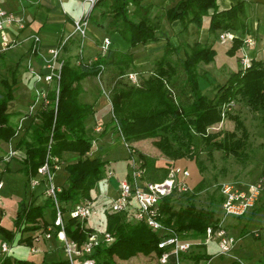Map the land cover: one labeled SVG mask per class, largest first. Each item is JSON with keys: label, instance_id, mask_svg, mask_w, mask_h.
<instances>
[{"label": "trees", "instance_id": "trees-1", "mask_svg": "<svg viewBox=\"0 0 264 264\" xmlns=\"http://www.w3.org/2000/svg\"><path fill=\"white\" fill-rule=\"evenodd\" d=\"M134 8L131 9V5ZM150 5L141 0H96L87 14V19L105 28L108 32H118L130 49L122 51L109 48L107 53L91 62L72 63L68 58L62 60L58 83L47 90L48 103H41L35 111L34 119L22 136L17 146L22 150L21 171L25 174V188L31 191L29 180L38 173V168L48 155L58 156L63 163L66 153H74L72 160L63 165L66 170L64 185L58 192V199L65 211V229L69 238L82 243L88 233L96 225H87L90 215L83 221L69 215L70 209L85 199L96 197L92 189L103 178L108 160L102 155L91 156L94 148V136L87 132L86 119L94 113V105L82 102L81 80L87 76H99L109 88V99L112 106V123L121 133V137L131 142L144 138H154V144L170 160L165 167H160L157 160L136 151L143 160L147 177L152 181L163 180L172 161L176 164L179 158L195 159L201 170V163L195 152L194 135H200L202 141L212 148L221 149L226 154L237 157L244 155L249 132L238 115L231 114L236 123V130L223 132L210 131V128L222 120V107L231 100L243 98L253 110L264 113V59L252 56L248 67H240L232 71L224 82L215 85L216 91L208 95L201 88V63L215 60L216 50L212 42H201L199 39L184 41L174 45L169 36L149 16ZM165 16L169 22L179 21L182 30L199 33L203 27L204 17L209 16L207 29L209 34L218 30L230 29L236 32L227 49L231 56L242 57L244 46L245 0H238L230 7L219 9L217 0H177L166 8ZM165 39L162 57L155 62L150 73L144 75L137 69L134 53L131 48L139 44H147ZM69 44L68 40L64 46ZM129 72H137L139 82L133 83ZM0 90V143L12 141L17 133V125L11 121L8 103L14 98L15 88L2 80ZM264 120V115L262 117ZM132 146V145H131ZM2 157L0 156V160ZM162 171L158 174L157 171ZM261 175H264V168ZM260 175V176H261ZM57 178V174H56ZM204 178L182 193L189 203L175 208L171 196L163 198L160 204L163 222L180 233L193 232L203 235L210 224L217 222L214 208H197L194 204L196 193L203 188ZM57 182V181H56ZM33 195V194H31ZM220 203L224 196L219 194ZM257 201L250 210V220L255 214L264 210V201ZM50 206V217L46 216V207ZM105 219L101 228L111 232L115 239L109 244L97 246L90 254L95 264H118V259H129L139 253L150 255L155 253L157 259L163 252L158 246L165 235L153 231L145 222L133 220L130 211L109 212L104 208ZM245 214L238 216L244 217ZM56 209L53 200L47 197L43 204H37L33 198L25 197L18 201L16 215L12 227L0 223L2 240L13 242L19 232L35 230L53 224ZM59 227H57L58 229ZM245 229V228H244ZM245 232H248L245 230ZM55 237V236H53ZM19 244L38 246L42 240L33 236L20 237ZM61 244V243H60ZM204 243H198L187 253H183V261H209L215 253L208 252ZM233 259L228 264H239ZM0 264H70L65 256L53 259L43 258L35 261L29 258H18L13 254L0 256Z\"/></svg>", "mask_w": 264, "mask_h": 264}, {"label": "crops", "instance_id": "crops-1", "mask_svg": "<svg viewBox=\"0 0 264 264\" xmlns=\"http://www.w3.org/2000/svg\"><path fill=\"white\" fill-rule=\"evenodd\" d=\"M176 1L177 0H141V3L144 5H150L149 16L151 18L156 17L159 10H163L164 14L161 22V28L165 34L169 36L174 45H178L184 41H190L188 37L191 36L190 34H193L197 35V39L201 42H212L214 47L217 37L216 34H214V38V36L208 32L207 24L209 16L204 17L203 27L199 30L198 34H196V32H191V28L194 29V26L192 25L190 26V31L185 32L182 30V26L179 21L169 22L168 20H164L166 8L171 6ZM237 1L238 0H217V4L219 9H225ZM1 2L6 9L25 18L24 27L19 28L17 26H12L7 28V32L10 38L14 40V43L6 50H1L0 46V90L3 89V79L15 88L14 98L8 103V111L12 114L11 121L17 125L15 138L10 142H1L0 144V149L2 150L0 153V156L2 157L0 160V178L4 181V176L8 174L11 169H15V167H17V169L21 171V167L23 166L21 161L22 157L19 156H22V150L18 148L17 144L22 136L27 134V130L34 119L33 114L40 107V101L35 102L36 88H43L47 91L54 85V81H36L35 73L39 72L43 74L47 72L44 55H48V49L67 38L69 44L60 49V59L63 60L64 58H69L72 63L78 64L79 58H81L83 62H91L96 60L99 56H103L101 52V44L105 37H109L111 39V45L109 48L126 51L130 49V44L127 43L118 32H108L105 28L93 23L90 20H87V34L84 37L80 36L79 33L75 31V20L90 12L93 6L91 4V0H40L37 3H35L34 0H1ZM245 7V22L247 24V28L243 35L244 37L252 36L255 41V45L249 48L248 52L251 57L255 56L257 58L264 59V0H245ZM133 8L134 5L132 4L131 9ZM33 34H37L41 38L38 42L39 50L36 52L32 51L34 42L30 37ZM165 43L166 40L162 39L147 44H141L146 51V55L138 58L134 57L137 69H142L144 67L142 65L146 64L148 61H154V59L155 62L158 61L164 53ZM135 47H140V44ZM96 78H98V76H96ZM84 79L81 80L82 92L79 95L81 97L90 92L89 85L84 84L83 82ZM97 87L102 94L107 96L105 93V91H107V85L99 78ZM107 99L109 100L108 96ZM33 103L34 108L31 109V105ZM98 124H101L102 127L100 131L96 130ZM90 129L91 134H89L94 136L97 139V142L98 140L99 142L111 141L113 133L117 131L113 123L104 125L98 119H95ZM97 136L100 137L98 138ZM122 142V139H120L118 143ZM115 145H117V143H112L106 148L99 150V155L103 156ZM11 148H14L17 151V154L9 160H4L3 156ZM72 156H74V153H66L65 158H73ZM13 161H15L17 165L14 168L12 166ZM66 162L67 161H65L63 165ZM62 167L57 171L56 178L57 183L61 187L65 184L64 180L66 177V174H63L62 179H58V175L63 171H61ZM21 173L23 174L24 179H26L25 174L22 171ZM4 187L5 181L3 188ZM40 188V190L44 192V188ZM116 191L109 194L110 197H112ZM25 195V184L24 189L21 186L19 192L17 194H13L11 197L3 194V198L0 200V223L3 217H11L8 214V208L11 212L15 211L14 216L16 215L18 201ZM3 210L7 211V214H5L6 216L2 215ZM263 227L264 223L261 227L255 228L254 230L261 229ZM247 233L248 232H245L243 227L238 235H234L239 239L233 250L239 257V264H264V246L256 247L251 242H242ZM262 237L264 236L261 235L254 238L260 239ZM43 239L45 242L44 253H46L44 255L54 253L60 248L59 241L55 237ZM23 245L29 247L25 244ZM206 247L208 249V245Z\"/></svg>", "mask_w": 264, "mask_h": 264}, {"label": "rangeland", "instance_id": "rangeland-1", "mask_svg": "<svg viewBox=\"0 0 264 264\" xmlns=\"http://www.w3.org/2000/svg\"><path fill=\"white\" fill-rule=\"evenodd\" d=\"M163 14V10H159L157 16L154 17L153 20L156 22L158 20L156 18H159V21L161 23ZM164 18V20L167 21L166 16ZM194 30L195 29L191 28V32H194ZM219 33L220 30L216 32L217 41H215L214 45V48L216 50L215 60L210 63H201L199 67L200 72L202 74L205 73L204 77H201V88L210 96L213 95L216 91L215 85L224 82L227 76L232 71L237 70L241 65L238 54L231 56L227 53V49L231 45L232 40L222 41L221 39H219ZM190 35L191 36L188 37L190 41L197 39V35ZM212 36H214L215 38L214 34H212ZM131 51H133L135 58L146 55V51L141 44L140 47L131 48ZM154 64L155 59L154 61H148L146 64L142 65L144 67L139 70L140 73L147 75L148 73H150ZM98 78L92 75L87 76L83 80V82L84 84L89 85L91 93H86L82 97L79 96V99H81L82 101H86V103H91L94 105V113L86 119L87 132L90 134V127L95 119L100 120L104 125L112 123L113 113L112 106L109 102L110 99L108 100L107 96L102 94L98 89ZM107 92H110L108 87ZM231 114L238 115L249 132V138L247 139L248 141L245 147L244 155L237 157L233 154H226L221 149L212 148L211 145H206L202 141L200 135L195 134L194 150L197 153L198 159L200 160L201 170L195 159L185 157L176 160L177 165L189 170L190 176L186 181L189 184L190 188H193L202 177L204 178L203 188L196 193L193 201L197 208H214L216 210V217H219L222 214L223 210L222 203H220L219 198L222 185L227 182H235L239 186L244 187L246 184L255 181L261 175L264 168V120L262 119L264 113L260 110H253L247 103V101L243 98L231 100L222 107V120L218 124L210 128V131L220 130L222 132V134L217 137L218 140L223 137V132L226 131L228 132L236 130L240 135L241 130L236 129V123L235 120L230 117ZM97 137L99 138L100 136ZM120 139H122L121 133L117 129V131L113 133L111 141L99 142L98 140V142L94 144L95 149L102 150L112 143H117V145L113 146L108 152L103 155V158L108 160V163L103 178H101L100 181L97 182L95 187L92 189V194L96 197V207H93L87 225H96L100 228L102 227L105 219L104 208L106 207L108 211L111 212V210L109 209V203L111 201V197L109 194H112L114 193V191L118 190L119 179H122L125 176L128 161V151L123 142L118 143ZM131 145L136 151L143 153L149 158L157 160V164L160 165V167H165L166 160H170L158 149V147L155 146L154 138L149 137L137 140L131 142ZM1 152L2 150L0 149V153ZM19 156L22 157L21 155ZM69 160H72V158H67L65 161L68 162ZM12 166L13 168L17 166L15 161H13ZM109 170H111L113 173L109 174ZM61 171L64 173L61 172V174L58 175V179L60 180L62 179V175L66 174V170L63 167ZM161 172V170L157 171L158 174H161ZM4 181L5 187L1 189L2 198L3 194L10 197L13 194H17L21 189V186L24 189L25 179L23 177V174L19 169H17V167H15V169H11V171L4 176ZM40 187L44 188L43 185H38L35 189L31 188L32 192H30V190L27 188L26 195L24 197L27 200L33 198V200L37 204L45 203L47 200V196L40 190ZM31 194H34V197ZM260 196V202H262L264 200V189L261 192ZM171 197L173 200V204L177 209L189 203L186 198L187 196L183 195L182 193L171 195ZM7 211L9 216L11 217H3L1 220V224L9 228L12 227V220L15 211L11 212L9 208L7 209ZM7 211L3 210L2 215L6 216L5 214H7ZM45 212L46 216L50 217V206L46 207ZM249 213L250 210L245 213L244 217L230 216L228 220L229 230L233 235H238V233L244 227L245 230L248 231V233L246 234V237L243 238L242 242H251L256 247H263L264 237L255 239L254 237L256 236L254 235L253 231L255 228L261 227V225L264 223V210L259 214H255L250 220H248ZM184 233L189 237L202 240V237L200 235H196L191 231ZM3 238L4 237L0 234V242ZM238 240L239 239L237 238V241ZM42 242L43 243H40L38 244V246H36L38 248L37 252H31L30 247H26L22 244L23 246H16L14 248L13 255L18 258H29L35 261H41L43 258L53 259L65 256L62 245L60 244L61 242H59L60 248L57 251L44 255L46 254L44 253V239H42ZM208 252L215 253L209 264H228L233 259H236L238 257L235 251H233L231 256H220L218 254L216 255V253L218 252V245L215 240H212L208 244ZM118 264L160 263L155 253H151L150 255L139 253L129 259H118Z\"/></svg>", "mask_w": 264, "mask_h": 264}, {"label": "built area", "instance_id": "built-area-1", "mask_svg": "<svg viewBox=\"0 0 264 264\" xmlns=\"http://www.w3.org/2000/svg\"><path fill=\"white\" fill-rule=\"evenodd\" d=\"M40 0H34L35 3ZM96 0H91L93 5ZM88 14V13H87ZM87 14L75 20V31L84 37L87 34ZM17 26L22 28L25 26V18L17 15L15 12L6 9L0 0V46L1 50L10 47L14 40L10 38L7 28ZM236 32L230 29H221L219 39L222 41L232 40ZM34 42L33 52L39 50L38 42L40 36L31 35ZM67 41L65 38L59 44H55L48 49V55H44L46 73H35L36 81L57 82L60 78V68L62 59H60V49ZM244 46L242 47V57L240 60L243 68L250 66L252 57L248 49L255 45L252 36H245ZM111 45V39L105 37L101 44V52L105 55ZM79 63L83 62L79 58ZM99 77V76H98ZM128 78L133 83H138V73L129 72ZM109 97V93L105 91ZM48 103L47 91L43 88H36L35 102ZM34 108V103L31 109ZM102 129L98 124L96 130ZM94 143L97 141L94 139ZM124 145L128 151L127 169L124 178L119 179V188L111 197L109 203L111 212L130 211L134 220L145 222L153 231L163 232L165 235L159 241L158 246L163 249L162 254L158 257L160 264H209V261H183L181 256L183 253L190 251L195 244L204 243L208 245L215 240L218 245L216 255H232L237 243V238L230 232L228 220L230 216H241L251 210L259 201V196L264 189V175L259 176L255 181L246 184L244 187L239 186L235 182H227L222 185L221 193L224 196L222 202V214L218 217L217 222L207 226L206 231L201 235L202 240L187 236L185 233L176 231L173 227L165 224L161 218L160 204L164 197L176 195L190 191L191 188L187 183L190 172L187 168L179 166L172 161L169 166L167 176L160 181H152L147 177L146 168L143 160L136 154L135 149L122 138ZM17 154L14 148L8 150L3 156L4 160H9ZM91 156H98L99 151L93 150L89 153ZM63 161L58 156L48 155L45 162L38 168V173L31 176L29 180L30 187L35 189L38 185L44 186V193L51 198L56 209V217L53 224L48 225L47 230L43 228L19 232L13 242L1 240L0 256L3 254H13L14 248L22 244L18 243L20 237L33 236L36 240L43 238H55L61 242L65 257L70 264H95V259L90 256L94 249L102 244H109L114 241V235L100 227H95L90 231L86 239L82 243L69 238L65 229V211L58 199V192L61 186L56 182L57 171L62 167ZM113 172L109 170V174ZM4 181L0 178V200L2 198L1 189ZM95 206L93 199H85L75 204L69 211L71 217H75L79 221H83L88 217ZM57 227H59L57 229ZM255 236H264V227L253 231ZM31 252H37L36 246H29ZM236 259H239L238 257Z\"/></svg>", "mask_w": 264, "mask_h": 264}]
</instances>
